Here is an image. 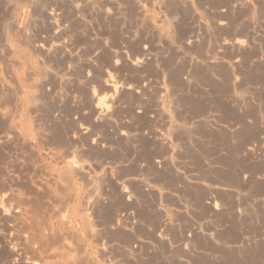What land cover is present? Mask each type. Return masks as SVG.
<instances>
[{
    "label": "rangeland",
    "instance_id": "374dc122",
    "mask_svg": "<svg viewBox=\"0 0 264 264\" xmlns=\"http://www.w3.org/2000/svg\"><path fill=\"white\" fill-rule=\"evenodd\" d=\"M0 264H264V0H0Z\"/></svg>",
    "mask_w": 264,
    "mask_h": 264
}]
</instances>
